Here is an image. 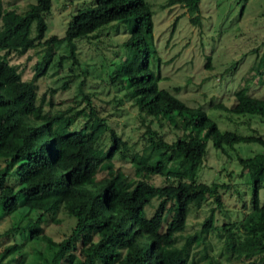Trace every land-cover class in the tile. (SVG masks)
<instances>
[{"label":"trees","instance_id":"obj_1","mask_svg":"<svg viewBox=\"0 0 264 264\" xmlns=\"http://www.w3.org/2000/svg\"><path fill=\"white\" fill-rule=\"evenodd\" d=\"M176 4L185 9L189 23H199L200 0H166L160 6ZM49 8L50 0H34L22 13L0 6V216L15 215L20 221L27 218L21 236L43 243L49 251L39 264H192L187 260L189 244L204 241L205 234L214 229L213 212L221 206V194L231 188L229 183L206 184L194 179L205 155L206 140L223 151L224 146L232 148L237 143L264 147V137L254 132L220 131L204 110L186 106L159 87L160 76L151 70L155 51L151 44L152 12L146 0H88L70 15L62 37L44 39L43 16ZM110 22L125 24L120 46L127 55L115 64L108 82L126 91L141 121L144 117L151 118L149 124L163 120L181 132L167 144L146 125L144 148L148 153L132 158L133 174L159 175L174 184L154 186L111 168L98 179L97 171L88 175L86 164L126 150L125 142L101 122L89 103L83 127L74 130L70 125L80 111L49 114L40 101L36 102L34 79L43 74L50 47L69 44L68 57L75 63L71 41L88 38ZM110 27L117 32L115 24ZM40 44L46 46L44 56L36 63L32 78L22 81L7 57L22 55ZM232 96L231 106L217 108L257 115L264 122V99L250 96L246 88L235 90ZM104 131L109 145L101 149L97 142ZM236 158L251 178L249 210L238 223L220 224L215 236L246 264H264V203L258 197V189L264 188V155ZM153 198L157 200L155 208L145 217L144 207ZM206 199L214 206L203 218L199 234L189 235L182 247H177L176 238L184 230L189 206L198 207ZM167 202L172 203L167 207ZM20 207L26 211L22 213ZM60 211L73 222L64 237L53 241L43 226L54 221ZM136 236L147 243L139 244ZM17 245L21 246L14 243L5 247L0 260L16 253L20 259Z\"/></svg>","mask_w":264,"mask_h":264},{"label":"rangeland","instance_id":"obj_2","mask_svg":"<svg viewBox=\"0 0 264 264\" xmlns=\"http://www.w3.org/2000/svg\"><path fill=\"white\" fill-rule=\"evenodd\" d=\"M151 15V70L160 76L159 87L174 94L188 107L204 110L208 119L218 130L233 131L241 135L251 132L264 137V122L257 115L232 114L217 108L229 107L233 103V92L246 88L247 94L264 99V0H200L198 24L188 21V14L180 5L161 8L166 0H146ZM34 0H0L3 10L12 9L22 13ZM88 0H50L49 11L43 16L46 24L44 39L49 36L62 37L65 24L73 11L87 4ZM176 18V20H175ZM116 25L117 32L113 28ZM122 25V26H121ZM108 26L88 38L73 39L75 63L68 57L69 44L58 43L50 47L49 56L44 61L43 74L34 79L36 102L43 111L73 114L80 111L70 125V129H80L85 123L87 103L93 107L101 122L122 141L126 150L115 153L110 159H100L85 165L87 174L99 172L96 179L118 169L128 178L143 179L161 186L174 184L159 175L141 174L135 176L131 160L148 153L145 149V126L155 129L164 143L180 136L179 130L172 129L163 120L160 122L144 117L141 121L126 91L118 84H110L109 77L114 66L121 61L127 51L120 46L125 36L124 23L110 22ZM34 25H31V33ZM93 31L92 33H94ZM127 36V35H126ZM46 46L37 45L22 55H9L8 64L16 66L20 79L28 81L34 74L35 65L44 56ZM88 99V102L86 101ZM64 114V115H66ZM67 116V115H66ZM109 145L107 131L97 142V147L106 149ZM162 148V147H161ZM124 153L121 157L120 154ZM254 154L264 155V147L256 143H237L223 151L211 146L206 140L205 155L201 166L194 175L197 182H223L231 185L230 190L221 194V206L213 212L214 229L205 234L204 241L191 242L187 250V260L192 264H246L233 249H225L223 241L216 238L217 227L223 223L242 220L249 210L251 178L243 171L236 156L248 158ZM181 196V195H180ZM259 201L264 203V188L258 189ZM180 198V197H179ZM175 201V200H174ZM172 201V202H174ZM172 202H167L168 207ZM157 200L151 199L144 207L148 217ZM211 200L200 206H189L184 230L177 235L175 245L182 247L186 238L199 234L202 220L213 208ZM25 212V207H20ZM31 215L35 212L28 211ZM169 218V214L165 215ZM62 211L43 226V232L53 241L64 237L72 225ZM27 218L16 219L15 215L0 216V252L11 244H21L18 253L0 260L1 264H39L47 258L49 251L41 242L23 239L20 231L26 226ZM164 223H162V226ZM139 244L147 243L137 237ZM17 258V262L12 260Z\"/></svg>","mask_w":264,"mask_h":264}]
</instances>
